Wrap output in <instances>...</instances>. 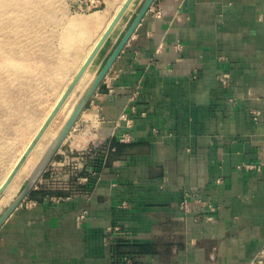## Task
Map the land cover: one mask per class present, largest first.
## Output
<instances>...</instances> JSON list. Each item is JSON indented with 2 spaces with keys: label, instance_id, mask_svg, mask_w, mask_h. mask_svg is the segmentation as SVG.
I'll return each instance as SVG.
<instances>
[{
  "label": "crops",
  "instance_id": "0c3cea01",
  "mask_svg": "<svg viewBox=\"0 0 264 264\" xmlns=\"http://www.w3.org/2000/svg\"><path fill=\"white\" fill-rule=\"evenodd\" d=\"M103 1L106 20L126 2ZM145 2L111 31L105 63ZM89 105V138L58 157L114 147L94 188L43 179L0 227V264L251 262L264 247V0H154Z\"/></svg>",
  "mask_w": 264,
  "mask_h": 264
},
{
  "label": "rangeland",
  "instance_id": "374dc122",
  "mask_svg": "<svg viewBox=\"0 0 264 264\" xmlns=\"http://www.w3.org/2000/svg\"><path fill=\"white\" fill-rule=\"evenodd\" d=\"M77 6L76 0H0V218L26 188L31 172L105 64L101 47L87 67L93 72L91 81L74 89L83 59L106 26L88 20L94 14L110 17L116 10L102 5L84 12ZM90 99L32 189L47 188L43 179L63 172L58 155L66 146L89 138L98 119ZM51 167L56 173L47 177Z\"/></svg>",
  "mask_w": 264,
  "mask_h": 264
},
{
  "label": "built area",
  "instance_id": "2783aa9c",
  "mask_svg": "<svg viewBox=\"0 0 264 264\" xmlns=\"http://www.w3.org/2000/svg\"><path fill=\"white\" fill-rule=\"evenodd\" d=\"M77 7L80 11H92L99 9L104 3L103 0H76ZM124 119H127L125 114L122 115ZM121 141H128L129 137L123 135L120 138ZM114 151V147L108 146V143L104 147H94L84 149L80 152L72 151L63 155L59 165L63 167V172L58 177L51 176L50 180L54 185L62 189L77 190L85 195L91 193L94 188L101 170L106 165L111 152ZM56 168V167H55ZM56 173V172H54ZM189 201L184 199L180 206L184 211L189 210ZM211 210L214 208L210 207ZM86 212L81 216L84 218ZM124 261L127 264H133L131 256L126 255ZM249 264H264V247L258 251L256 256L251 260Z\"/></svg>",
  "mask_w": 264,
  "mask_h": 264
},
{
  "label": "water",
  "instance_id": "95a60500",
  "mask_svg": "<svg viewBox=\"0 0 264 264\" xmlns=\"http://www.w3.org/2000/svg\"><path fill=\"white\" fill-rule=\"evenodd\" d=\"M133 0H126V2L124 3V5L122 6V8L120 9V11L117 13V15L115 16L114 20L112 21V23L109 25L108 29L105 31L104 35L102 36L101 40L99 41V43L97 44V46L95 47V49L92 51L91 55L88 57V59L86 60V62L84 63L83 67L81 68V70L79 71V73L77 74L73 84H75L78 79L82 76V74L84 73V71L86 70V68L90 65V63L92 62V60L94 59L95 55L98 53L99 49L102 47V45L105 43V41L107 40L108 36L110 35L111 31L113 30V28L115 27V25L117 24V22L119 21V19L121 18V16L124 14V12L126 11V9L129 7V5L131 4ZM154 0H146L145 4L143 5L142 9L140 10V13L138 14L135 23L133 25V27L130 29L129 32H127V34L124 36V38L121 40V42L119 43V45L117 46V48L115 49L114 53L110 56V58L106 61V63L104 64V66L102 67V69L100 70L96 80L94 81V83L90 86L89 90L87 91V93L83 96V98L81 99V101L79 102V104L77 105L76 110L74 111L70 121L68 122L69 127L72 126V123H74L78 117V115L80 114V112L84 109V107L87 105L90 97L94 94V92L97 90V88L99 87V85L101 84L103 78L106 76V74L108 73V71L110 70L114 60L116 59L117 55L119 54V52L122 50L125 42L127 41L130 33L132 32L134 26L138 23V21L142 18V16L144 15V13L149 9V7L151 6V4L153 3ZM64 100V98H62V101ZM62 103V102H61ZM56 114V111H54L52 113V117ZM62 142H60L58 144V146H56V148L53 150V152L51 153L48 161L45 164V168L46 166L49 164V162L52 160L54 154L56 153L58 147L61 145ZM44 168V169H45ZM44 169L41 171V173L39 174L42 175ZM35 182L31 183L29 181L28 185L26 186V188L22 191V193L18 196V198L15 200V202L11 205V207L3 214V216L0 218V227L3 225V223L7 220V218L12 214V212L18 207V205H20V203L27 197V195L30 193L32 187L34 186Z\"/></svg>",
  "mask_w": 264,
  "mask_h": 264
},
{
  "label": "bare ground",
  "instance_id": "6f19581e",
  "mask_svg": "<svg viewBox=\"0 0 264 264\" xmlns=\"http://www.w3.org/2000/svg\"><path fill=\"white\" fill-rule=\"evenodd\" d=\"M124 5V4H123ZM122 5V6H123ZM121 6V8H122ZM120 8V9H121ZM120 9L118 10V12L120 11ZM117 12V13H118ZM117 13L111 17L110 20H106L107 16H104V15H92L90 17V19L88 20V22L90 24H95V23H103V22H106V26H105V29L104 31L100 34V36L96 39V41L93 43L92 47L90 48L89 52L87 53V55L85 56V58L83 59V62H82V65L86 62V60L88 59V57L91 55L92 51L95 49V47L97 46V44L99 43V41L101 40L102 36L104 35L105 31L108 29L109 25L112 23V21L114 20L115 16L117 15ZM73 23H80V22H77V21H74ZM96 56V55H95ZM78 71V70H77ZM93 76V72L89 69V68H86V70L84 71V73L82 74V76L78 79L80 80L77 85L74 87V89H77L79 88L80 89V86L82 84H85L87 81H91L90 78ZM98 75H96L95 79L91 82V84L89 85V87L86 89V91H84L83 95H82V98L83 96L87 93V91L89 90L90 86L94 83V81L96 80ZM85 81V82H84ZM86 86V85H85ZM88 86V85H87ZM73 89V90H74ZM83 90V88H81V91ZM81 98V99H82ZM81 99L78 101V104L79 102L81 101ZM77 104V105H78ZM77 106L74 108L73 112L71 113L70 117L68 118V120L66 121V123L64 124V126L62 127L61 131L55 136V138L53 139V141L51 142V144L49 145L47 151L45 152V154L43 155V157L41 158V160L39 161V163L36 165V167L34 168V170L31 172V175H30V182L33 183V182H36L39 178V174L41 173V171L45 168V164L46 162L48 161L51 153L53 152V150L56 148V146H58V144L60 142H63V140L66 138V136L68 135L69 131H70V128L68 125V122L70 121L74 111L76 110ZM73 125V123H72Z\"/></svg>",
  "mask_w": 264,
  "mask_h": 264
}]
</instances>
